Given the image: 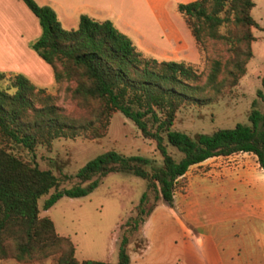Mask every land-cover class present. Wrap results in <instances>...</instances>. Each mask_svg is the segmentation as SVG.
I'll list each match as a JSON object with an SVG mask.
<instances>
[{
    "label": "trees",
    "instance_id": "obj_1",
    "mask_svg": "<svg viewBox=\"0 0 264 264\" xmlns=\"http://www.w3.org/2000/svg\"><path fill=\"white\" fill-rule=\"evenodd\" d=\"M22 1L40 25L31 45L51 66L54 85L62 88L67 107L25 74L0 70V259L30 263L52 257L55 264H130L129 237L140 230L159 199L171 202L190 165L213 155L249 151L264 167V109L256 106V99L248 123L194 136L172 128L181 106L216 101L245 74L253 55V27L258 25L251 13L254 0L178 3L207 62L203 79L192 62L144 53L110 19L82 13L75 27L66 28L52 6ZM261 82L262 90L256 93L264 101V74ZM114 111L154 140L161 163L148 169V158L107 150L78 168L77 183L59 188L52 169L39 166L36 148L51 151L60 137H101ZM111 171L146 179L152 197L143 192L134 215L125 221L133 228L121 233L115 261L78 259L70 237L58 233L52 219L40 214L38 198L54 189L43 202L46 209L62 195H85Z\"/></svg>",
    "mask_w": 264,
    "mask_h": 264
},
{
    "label": "rangeland",
    "instance_id": "obj_2",
    "mask_svg": "<svg viewBox=\"0 0 264 264\" xmlns=\"http://www.w3.org/2000/svg\"><path fill=\"white\" fill-rule=\"evenodd\" d=\"M30 15L24 17L25 20L18 19V26L7 24L12 33L8 42L2 40L0 56L5 62L11 60L10 56H5L4 51L16 52L18 58H23L24 51H32L34 56L40 60L42 58L33 49L31 43L37 36L33 33L40 32V25L37 17L20 0ZM252 16L258 25L253 27L256 36L253 44L254 56L252 57L247 73L240 78L237 85L226 91L216 101L197 105L186 104L181 106L174 119L172 128L186 132L194 136L199 132H212L219 127H232L235 123H248V113L252 107V100L260 109H264V101L257 95V90H262L261 78L264 74V0H254L251 9ZM32 18V19H31ZM110 19L108 16L97 18ZM112 20V19H111ZM25 25V30H20V24ZM173 27L177 30L175 34H180L179 42L175 41L177 47L196 50L192 33L186 26L183 17L176 7H173ZM24 34L23 37L16 33ZM184 32H187L192 39H186ZM175 33V34H174ZM7 44V45H6ZM16 54V56H17ZM8 58V59H7ZM192 62L200 78H204L207 62L199 53V57ZM49 66V65H48ZM50 93L57 95L60 104H67L63 101V90L57 86L49 88ZM169 149L178 157L179 153L173 146ZM107 150H115L124 155H139L148 158L146 168L151 165L161 163V155L155 148L153 139L140 134L138 127L128 117L120 111H114L110 118L107 133L101 137L90 139L84 135L74 138L60 137L54 140L51 151L39 146L36 148V159L41 168H51L59 179V188L69 187L78 182L75 173L78 168L88 159ZM28 154V153H27ZM182 180V178H180ZM185 179V178H184ZM185 183V182H184ZM83 182L82 185H85ZM179 184L177 187L183 186ZM54 189L38 198L40 214L52 219L56 231L67 235L75 246V256L78 259H96L115 261L118 255L119 238L123 230L133 228L132 224L127 225L125 221L134 215L133 208L139 202L143 192L151 191L147 187V180L127 171H111L100 177L97 185L87 194L81 196H60L50 207L44 209L43 202ZM163 200V199H159ZM158 200V201H159ZM171 203V202H168ZM156 208V209H155ZM145 218L147 224L144 229L143 223L139 231L129 237L127 249L130 254H136L139 250L145 253L149 262L153 264L156 258L164 264H177L181 248L169 242L170 238H178L179 229L174 219L167 209V206L159 204ZM177 214L184 217L181 206H174ZM184 219V218H183ZM180 239L176 241L179 243ZM173 261V262H172ZM0 264H55L52 257L35 262H19L13 258L0 259Z\"/></svg>",
    "mask_w": 264,
    "mask_h": 264
},
{
    "label": "crops",
    "instance_id": "obj_3",
    "mask_svg": "<svg viewBox=\"0 0 264 264\" xmlns=\"http://www.w3.org/2000/svg\"><path fill=\"white\" fill-rule=\"evenodd\" d=\"M36 1L52 6L66 28L75 27L82 13L95 19L108 16L146 54L186 61L199 57L193 35L196 50L188 45L177 47L175 41L179 42L181 35H173L177 30L173 27V7L178 10L179 2L191 0ZM28 15L20 0H0V48L2 40L8 42L12 36L7 24L18 26V19L25 20ZM25 24H20L21 31L26 29ZM16 34L23 37L25 33ZM183 34L192 43L190 35ZM254 42L255 39L252 57ZM9 50L4 51L5 56L11 54L12 58L9 62L0 59L1 71L21 72L36 86L53 88L52 68L47 62L36 58L32 51L23 50V58L19 59L16 52ZM183 176L185 183L174 190L171 203L159 200L156 205L167 206L179 229L178 238L169 240L172 245L173 241L180 245L177 264H264V167L259 165L256 155L249 151L213 155L190 165ZM175 204L183 209L184 219L177 214ZM146 224L147 219L143 222L144 229ZM178 239L180 242L176 243ZM146 257L139 250L130 254V264H152ZM164 263L158 258L153 262Z\"/></svg>",
    "mask_w": 264,
    "mask_h": 264
}]
</instances>
